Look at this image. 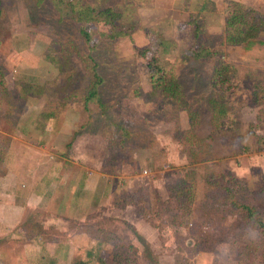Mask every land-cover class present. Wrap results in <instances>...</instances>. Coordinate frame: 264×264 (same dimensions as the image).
Masks as SVG:
<instances>
[{"label": "rangeland", "instance_id": "rangeland-1", "mask_svg": "<svg viewBox=\"0 0 264 264\" xmlns=\"http://www.w3.org/2000/svg\"><path fill=\"white\" fill-rule=\"evenodd\" d=\"M81 1L119 11L117 25L128 35L108 38L100 33L107 30L104 25H88L90 40L85 41L79 24L60 20L50 0L40 5L2 0L1 5L0 72L6 91L0 86V134L29 132L26 143L41 146L51 160L52 123L43 127L35 118L46 105L72 94L64 109L65 128L72 132L62 142L64 152L55 151L52 159L84 165L85 176L97 171L112 178L100 188V210L89 208L98 204L96 196H86L81 222L87 234L52 262L46 253L43 264L80 259L100 264L98 258L108 263L115 243L137 264H246L238 256L239 246L258 239V231L240 224L236 214L215 208L217 197L211 198L215 192L204 180L210 173H230L244 186L240 194L246 201L264 211V147L256 143L264 135V37L250 45L226 44L224 0ZM238 1L264 13V0ZM193 21L200 27L197 41L217 54L193 57ZM159 37L172 42L158 49L157 60L182 84V99L176 102L151 95L147 55L135 49L151 46ZM88 52L103 79L99 94L105 112L93 102L84 108ZM219 59L234 75L225 85L214 86L211 78ZM47 81L53 83L43 96L22 94L21 83ZM185 174L193 178L194 199L191 213L179 225L173 215L180 211L168 186ZM37 215L38 221L44 219L41 212ZM61 224L38 230L41 239L64 237L66 229H75L74 221ZM248 264H258V259Z\"/></svg>", "mask_w": 264, "mask_h": 264}, {"label": "trees", "instance_id": "trees-1", "mask_svg": "<svg viewBox=\"0 0 264 264\" xmlns=\"http://www.w3.org/2000/svg\"><path fill=\"white\" fill-rule=\"evenodd\" d=\"M48 0H35L37 5ZM53 7L58 12L60 20L68 18L78 25V31L85 41L90 40V34L87 30L88 25H104L107 30H101L100 33L108 38H118L119 36L128 35L121 27H118L117 21L121 18L119 11L112 7L95 8L94 6L84 3L81 0H50ZM2 0H0L1 13ZM223 40L226 44H252L260 37H264V13L258 11L256 8L245 5L238 0H224L223 1ZM194 23V42L190 46L194 58L211 57L217 54V51L211 50L209 47L203 46L199 43L198 32L199 25ZM171 41L164 38H157L156 41L146 48H135L137 53L147 55L146 66L149 71L150 79V93L151 95L160 94L170 100L176 102L182 99L183 90L182 84L169 71H166L157 60L158 49H165ZM91 64L86 66L90 72L89 80L84 86L83 102L84 108L88 109V104L93 102L96 104L101 112H105L106 106L101 98L100 84L102 78L97 71L96 62L89 52L86 54ZM2 72H0V86L6 91V86L2 80ZM230 75H234L231 66L222 60H218L214 67L211 83L214 86H223L230 80ZM53 82L47 81L41 84L33 82L21 83L22 94H32L35 96H43L49 90ZM228 87V85H226ZM21 94V95H22ZM69 96L66 94L59 100L54 101L51 105H46L40 110L35 118V122L41 123L43 127L52 123V130L55 131L61 118V113L68 106ZM74 96V95H73ZM54 124V125H53ZM46 127V126H45ZM76 134V132L74 133ZM10 140L6 137L0 138V166L5 158V152ZM258 148L264 147V135H258L256 138ZM71 142H67L65 147H69ZM205 184L210 187L211 191L215 192L212 199L218 205L215 208L222 212L229 214H236V219L244 227L254 228L258 231V239H249L244 241L239 246L238 256L246 264L258 259V264H264V211L257 209L253 204L246 201V197L240 194V188L244 187L239 182L238 178L233 177L228 172L220 174L210 173L205 176ZM170 197L174 198L177 203V208L180 212L174 214L176 222L179 225L183 223L182 218L189 216L192 210V201L194 199V185L193 178L188 174L183 175L177 181L168 186ZM208 195V194H207ZM241 195V196H240ZM221 196L222 198H218ZM210 198L209 195L206 199ZM244 201H242V200ZM209 200V204H210ZM223 206V208H221ZM212 208V207H210ZM180 218V219H178ZM178 219V220H177ZM90 253H88L89 255ZM91 255V254H90ZM100 264H137L136 259L128 254L125 248L115 243L112 249V258L110 262H104L98 258ZM71 264H87L85 260H75Z\"/></svg>", "mask_w": 264, "mask_h": 264}, {"label": "crops", "instance_id": "crops-1", "mask_svg": "<svg viewBox=\"0 0 264 264\" xmlns=\"http://www.w3.org/2000/svg\"><path fill=\"white\" fill-rule=\"evenodd\" d=\"M66 111H63L55 132L49 133L52 152L48 155L51 160L46 158L48 151L41 146L26 143L29 132L20 131L17 136L1 131L0 138H9L10 143L0 166V240L3 244H0V263L4 255L5 264L7 261L9 264H43L48 256L52 257V262L59 257L60 251L72 249L78 236L87 234L86 223L81 222L85 221L86 196L98 199V204L89 205L93 211L100 210L103 205V192L99 191L104 182L112 179L111 176L97 171H90L85 176L81 169L86 168L84 165L74 163L70 166L52 159L55 151L64 152L62 142L72 132L65 128ZM12 140L19 143L15 144ZM109 187L112 189L110 195L114 194L113 187ZM39 212L44 219L38 221ZM63 220L74 221L75 229H66L67 236L64 237L41 239L42 233L38 230L48 228V223L49 229L55 225L61 227ZM35 228L39 229L36 231ZM4 243H17L19 247L5 246ZM46 253H49L48 256Z\"/></svg>", "mask_w": 264, "mask_h": 264}]
</instances>
